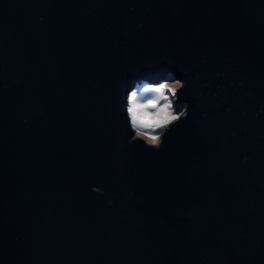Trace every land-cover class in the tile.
Here are the masks:
<instances>
[{
    "label": "water",
    "instance_id": "water-1",
    "mask_svg": "<svg viewBox=\"0 0 264 264\" xmlns=\"http://www.w3.org/2000/svg\"><path fill=\"white\" fill-rule=\"evenodd\" d=\"M168 73L187 118L129 146ZM0 264H264V0H0Z\"/></svg>",
    "mask_w": 264,
    "mask_h": 264
},
{
    "label": "clouds",
    "instance_id": "clouds-1",
    "mask_svg": "<svg viewBox=\"0 0 264 264\" xmlns=\"http://www.w3.org/2000/svg\"><path fill=\"white\" fill-rule=\"evenodd\" d=\"M185 88V82L172 73L158 82L141 80L134 84L123 97L129 146L139 143L153 152L161 150L166 135L188 116L189 104L180 101Z\"/></svg>",
    "mask_w": 264,
    "mask_h": 264
}]
</instances>
